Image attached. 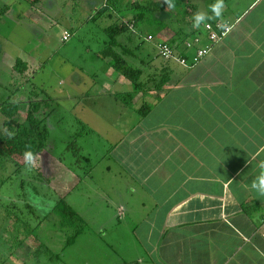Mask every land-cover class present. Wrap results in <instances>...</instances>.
I'll use <instances>...</instances> for the list:
<instances>
[{
	"label": "crops",
	"instance_id": "0c3cea01",
	"mask_svg": "<svg viewBox=\"0 0 264 264\" xmlns=\"http://www.w3.org/2000/svg\"><path fill=\"white\" fill-rule=\"evenodd\" d=\"M2 1L6 10L11 5V14H26L37 28L60 33V41L66 32L71 37L63 42L80 38L86 55L78 64L70 58L63 63L75 66L65 71L59 90L66 113L79 107L80 114L85 113L77 117L79 125L96 127L91 123L94 116H107L100 107L120 103L125 120L118 124L132 121L125 133L135 130L143 147L150 149L140 162L144 172L139 179L149 205L142 200L135 208L118 205V211L126 208L125 214L138 215L130 219L128 232V250L134 255L112 264H264L257 252H264V199L246 187L259 172L257 163L264 160V0H224L222 19L209 22L233 27L192 67L163 60L156 43L167 42L191 58L208 43L203 25L192 27L193 13L211 15L214 0H176L174 10H166L165 4L155 11L163 24L139 22L136 30L118 34L106 28L130 19L133 2L163 0H61V6H68L63 24L52 14L56 0L47 3L44 16L30 1ZM2 23L0 30L6 32L8 22ZM195 36L200 41L185 47ZM120 58L141 70L140 80L148 82L147 93H137L129 106L119 98L132 90L131 80L115 69L114 61ZM165 71L170 79L153 89L152 78L159 79ZM145 102L153 107L140 117L136 108ZM23 244L12 253L28 259L34 249L27 246L23 251Z\"/></svg>",
	"mask_w": 264,
	"mask_h": 264
},
{
	"label": "rangeland",
	"instance_id": "374dc122",
	"mask_svg": "<svg viewBox=\"0 0 264 264\" xmlns=\"http://www.w3.org/2000/svg\"><path fill=\"white\" fill-rule=\"evenodd\" d=\"M23 1H30L44 16L51 0ZM60 1L56 0L52 14L63 24V12L68 6H61ZM3 4L0 0V10L5 9ZM10 6L0 15V25L4 19L8 22L5 29L9 28L6 32L0 30V103L6 98L16 102L18 112L14 118L24 125H27L25 117L30 102L48 101L51 107L40 113L49 129V137L45 151L39 155L37 168L18 169L0 155V264H112L115 259H127L134 255L128 250L131 249L128 244L130 219L138 215L136 211L125 214L126 208L125 212L118 211V205L135 208L140 206V200L149 205L139 179L144 172L140 162L150 149L143 147L135 130L125 133L132 121L118 124L117 121L124 119L120 103L100 107L107 111V116L95 115V122L91 123L96 127L89 126L90 133L83 132L71 143L76 132L85 130L77 118L85 113L80 114L79 107L66 113L59 90L63 88L65 71L75 69L74 64L80 63L79 58L85 52L80 38L60 41V33L50 34L48 29L37 28L26 14L21 17L11 14ZM131 27L136 30V26L129 24ZM67 58L75 61L74 64L72 61L63 64ZM17 59L28 63V72H24L28 79L15 68ZM51 108L54 111L48 113ZM4 119L0 113V133ZM124 137V142L108 153L109 148ZM75 145L79 146V155L73 152ZM60 197L86 220L84 231L68 246L66 241L73 231L61 229L59 217L51 211ZM19 241L26 243L23 251L27 246L35 250L28 259L13 255Z\"/></svg>",
	"mask_w": 264,
	"mask_h": 264
},
{
	"label": "trees",
	"instance_id": "16d2710c",
	"mask_svg": "<svg viewBox=\"0 0 264 264\" xmlns=\"http://www.w3.org/2000/svg\"><path fill=\"white\" fill-rule=\"evenodd\" d=\"M32 1L35 3L39 0ZM108 1L109 3H114V0ZM132 5V7L135 8V12L132 14V17L130 19H127V21L116 24L115 26H109L108 28H106L107 30H109V32L114 31L116 34L125 32L127 31V29L130 30L129 24L134 25L135 23L139 22H142L143 24H163L161 21L157 20L154 17L155 11L165 6L163 2L160 3L150 1L149 3L141 4L135 1L132 3ZM157 55L162 58L158 53ZM182 55L185 56L183 53ZM162 59L165 60L164 58ZM15 66V68H17V70L22 73H24L27 68L26 63L20 59L16 60ZM114 66L115 69L119 70L121 74L129 78L132 82V90L122 93L119 96L121 101L125 105L129 106L131 105V100L137 93H147V91L145 90H148L146 88L148 82H143L142 80H140L141 70H139L137 67L126 65L125 61L121 58L114 61ZM169 77L170 76L168 72L165 71L161 73L159 79L152 78L153 81L151 80V87L153 89H161L163 85L170 79ZM155 81H157V83H155ZM50 107L51 104L48 101L30 102L29 109L25 117L27 125H24L14 118V116L18 112V104L16 102H10L9 99H5L2 103H0V113L5 117V119L3 120V127L7 128L9 131L15 132V135L11 139H9L8 136L4 134V132L0 133V155L12 161L18 169L24 167L23 152L25 151L26 145H31L32 150L39 155L45 151L47 147V139L49 137V129L47 127V124H45V119L40 117V113L42 111L44 112L45 110H48V108ZM152 107L153 105L150 102H145L142 104V106L136 108V112H138L140 117H144L152 109ZM53 111L54 108H51L48 113H52ZM81 127H83L85 130H81L79 133L76 132L71 143H75L76 137L78 135H82L83 132L90 133V130L87 126L82 125ZM79 150V146L75 145V150H73V152L79 155ZM84 158L86 157L84 156ZM244 210L249 211L246 207L244 208ZM51 211L55 212L59 217V224L61 229L66 228L73 231L72 234L68 237L66 245L68 246L73 244L76 238L84 231L86 227V220L71 206L69 202L66 201L64 197H60L53 204ZM20 243L21 241L18 242V244ZM43 247L46 252L49 251L45 245ZM36 250L37 252L39 251V249Z\"/></svg>",
	"mask_w": 264,
	"mask_h": 264
},
{
	"label": "clouds",
	"instance_id": "9594fccd",
	"mask_svg": "<svg viewBox=\"0 0 264 264\" xmlns=\"http://www.w3.org/2000/svg\"><path fill=\"white\" fill-rule=\"evenodd\" d=\"M163 3L167 5L166 10H174L177 6L176 0H163ZM225 7L224 0H214V3L209 5L211 15L202 10L193 14L192 27L194 29H199L201 25H207L209 21L222 19ZM3 132L9 139L13 138L15 135L14 131H9L7 128H4ZM23 163L26 170H33L39 166V154L32 150L31 145L25 146ZM248 163H250V161H248ZM256 167L259 169V172L251 181V184L246 187L256 193L257 199H264V160L259 161ZM257 252L261 256H264V252H261L259 248H257Z\"/></svg>",
	"mask_w": 264,
	"mask_h": 264
},
{
	"label": "built area",
	"instance_id": "2783aa9c",
	"mask_svg": "<svg viewBox=\"0 0 264 264\" xmlns=\"http://www.w3.org/2000/svg\"><path fill=\"white\" fill-rule=\"evenodd\" d=\"M233 27L232 23L229 22H208L207 25H203V32H206V37L208 38V43L203 47H198L195 54L191 57H185L178 53L176 48L171 44L161 41L156 43L158 54L165 60H174L177 63L185 66L192 67L196 65L212 48V46L222 40L231 31ZM71 37V34L66 32L61 37L62 41H66ZM200 41L199 36H195L191 41L185 43V47H191L193 44ZM262 225L264 226V215L262 218Z\"/></svg>",
	"mask_w": 264,
	"mask_h": 264
},
{
	"label": "flooded vegetation",
	"instance_id": "af4514ba",
	"mask_svg": "<svg viewBox=\"0 0 264 264\" xmlns=\"http://www.w3.org/2000/svg\"><path fill=\"white\" fill-rule=\"evenodd\" d=\"M33 2V1H32ZM7 99V98H6Z\"/></svg>",
	"mask_w": 264,
	"mask_h": 264
}]
</instances>
